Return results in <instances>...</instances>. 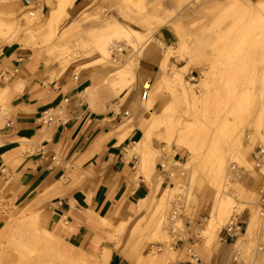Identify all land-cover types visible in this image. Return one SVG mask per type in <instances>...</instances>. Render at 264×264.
Here are the masks:
<instances>
[{
	"label": "rangeland",
	"instance_id": "rangeland-1",
	"mask_svg": "<svg viewBox=\"0 0 264 264\" xmlns=\"http://www.w3.org/2000/svg\"><path fill=\"white\" fill-rule=\"evenodd\" d=\"M35 1L37 6L35 10L40 11L42 23L32 27L24 21L21 23L19 33L28 45L44 54L68 48L72 53L79 54L80 58L95 60L99 55H89L91 47H83L77 41L78 38L89 40L92 33L98 32L109 21H118L125 26L138 29L135 20L124 18L125 11H128L124 0H93L83 7L68 9V17L59 25L55 34L50 36L44 26L50 8L38 0ZM261 2L264 0H217L216 3L209 0H142L141 5L146 11L160 6L162 18L178 20L181 32L189 39L191 45L189 52L177 54L171 59L167 76L170 78L175 70L185 68L183 70L185 82L199 85L193 89L195 100L192 98L189 84L186 85L190 95L187 105L185 103L176 105L174 101L170 102V98L167 103L162 104L158 101V95L153 98L157 107L156 112L162 115V121L154 129L152 136V145L156 151L155 163L159 164L160 170H162L160 165H164L169 173V183L165 189L174 188L173 196L164 209L163 230L171 235V228L180 226L170 243L148 244L150 247L154 246L156 251L157 247L162 249L159 254H162L164 264L185 260L187 248L191 245H197L194 248L199 252L206 249L204 240L200 239V231L206 228L216 192L211 184L210 174L221 158L229 162L227 181L229 174L232 175L233 167L240 174V177L230 176L232 180L225 187L227 193L238 203L246 205L250 197L258 195L256 200L259 207L264 188V166L260 169L255 168L253 154L258 148L264 150L261 143V134H264V112H261L264 86L262 88L260 81L264 74V52L259 39L264 20L257 19L254 10ZM0 4L12 7L11 13L15 15L9 17L10 21H17L27 12L25 7L28 5L24 0H0ZM85 11H88L94 20L82 29L79 36L65 37L67 28ZM156 23L155 19L150 20V24L155 26ZM163 28L170 29L175 36L173 44L169 46H177L179 38L175 28L172 25H166L161 29ZM161 29L154 33V39L149 43L151 47L156 46L160 51L157 71L165 52V45L156 39ZM147 31V28L141 29L143 33ZM115 44L113 42L111 47ZM228 45H236L234 54L230 58L229 56L220 58L222 50ZM123 55L116 56L118 61L125 59V56L129 55V50L124 51ZM113 70L115 68L110 69V73ZM204 75L209 76V81L202 86L200 82ZM156 87L154 85L151 89L149 100L152 94L156 93ZM0 107H3V101L0 102ZM186 125L191 126V130L185 132L186 142L196 149L194 153L186 149L180 151L175 145V139ZM241 131L243 148L230 153L227 147L229 134ZM168 138H172L171 148H167L166 145ZM177 153H180L182 158L175 162ZM244 155L251 163V168L241 163ZM247 181L250 182L251 188L245 186ZM159 196L160 193L155 196L147 212L127 222L130 226L129 233L120 235L115 232L114 238L119 241L120 247L125 243L128 250L141 240L138 228L146 226L152 219ZM34 211L42 215L35 227L26 229L19 235L13 234L10 238L0 239V264H91L85 256L82 259L79 256L74 263H70L62 252L65 249L75 254L79 252L70 250L63 239H59L53 245L42 242L43 233L49 230L47 217L37 208H34ZM18 212L19 209L2 206L0 199V231L4 226L14 222ZM173 216L177 217L180 224L168 222ZM251 216L252 213L247 210L243 218L238 216V219L244 223L245 219L248 222ZM258 217L255 232L242 248L241 264H264V233L261 231L264 222L260 215ZM227 222L220 227L219 232ZM218 245L217 238L212 248ZM212 248L207 249L208 252H211ZM180 250L182 255H179ZM204 263L211 264L208 261Z\"/></svg>",
	"mask_w": 264,
	"mask_h": 264
},
{
	"label": "crops",
	"instance_id": "crops-1",
	"mask_svg": "<svg viewBox=\"0 0 264 264\" xmlns=\"http://www.w3.org/2000/svg\"><path fill=\"white\" fill-rule=\"evenodd\" d=\"M91 1L76 0L73 7ZM156 39L169 46L175 36L163 28ZM159 58V48L149 45L135 86L117 96L106 84L109 70L86 67L94 59H80L62 70L31 45L16 41L0 46V91L6 90L0 107L1 205L16 210L37 204L34 208L46 214L49 230L63 222L61 239L91 264H102L105 250L110 251L106 264H132L126 244L119 246L115 231L103 220L117 227L129 222L136 218L131 207L152 201L169 183V173L158 163L149 179L138 175L140 157L128 153L144 137L141 126L149 118L145 101L155 85ZM59 108L58 120L43 124L41 115ZM181 158L177 153L174 160ZM245 186L251 188L250 182ZM117 212L122 214L115 219ZM232 245L220 242L200 254L211 264H230ZM152 249L148 245L142 256Z\"/></svg>",
	"mask_w": 264,
	"mask_h": 264
},
{
	"label": "bare ground",
	"instance_id": "bare-ground-1",
	"mask_svg": "<svg viewBox=\"0 0 264 264\" xmlns=\"http://www.w3.org/2000/svg\"><path fill=\"white\" fill-rule=\"evenodd\" d=\"M38 1L48 5L50 8L44 25L47 33H49L50 36L55 34L59 25L68 17V9L72 8L76 2V0H56L54 2L53 0ZM209 1H212L213 3L217 2V0ZM123 3L126 6L125 8L128 10L125 11L124 18L128 20H135L138 24V29L125 26L118 21H109L98 32L92 33L89 36V40L78 38L77 41H79L83 47H91V52L89 55H99V57L95 59L92 64L86 65V67L100 66L105 70L115 68V70L111 71L106 84L117 94V96H120L128 93L135 86L140 61L146 47L149 45L150 41L154 39V33L166 25H172L175 28L179 38L177 46H165V52L156 73L155 85L157 86V91L156 93L152 94V98L150 100H144L149 113V118L145 120L141 126L144 137L141 142L137 143L133 148L128 149L129 156L137 155L140 157L138 175H143L149 179L156 164V151L152 145L153 131L162 121V115L156 112L157 107L154 105L153 98H155V95H158V101L162 104L167 103L169 98L171 100L170 102L174 101L176 105H179L180 103H185L186 105L188 104L190 95L186 89V85L189 83L185 82L184 80L183 70H185V68L175 70L172 77L170 78L167 76V72L169 70L171 59L177 54H186L189 52L191 50V45L189 43V39H187V37H185L181 32L180 23L178 20L161 17L160 12L162 11V7L155 6V8L151 11H146L141 5L142 0H124ZM35 4L36 1L32 0L31 4L25 7L27 12L17 21L9 20V17L11 18L15 15L14 13H11L12 7L7 4H0V43L2 45L11 44L16 41L27 44V42L24 41L19 33V30L21 29V23L25 21L29 26L32 27L39 26L42 23L40 11L35 10L37 8ZM254 15L257 19L262 21L264 20V2H261L255 6ZM152 18L157 22L155 26L150 24V20ZM93 20L94 17L91 16L88 11L81 13L80 16L67 28L65 37H75L76 35L79 36V33L82 31V29L87 27ZM38 28L40 29V27ZM143 28H147L148 31L146 33L141 32V29ZM261 31L262 34L259 36V39L261 41V46L263 45L262 51L264 52V27H262ZM32 35L35 36L34 33ZM113 42L116 44L114 47H111ZM235 47L236 45L226 46L222 50L220 58L223 56H229L230 58V56H232L235 52ZM113 50H117V52H114ZM126 50H129V55L125 56V59L118 61L116 56H124L123 52ZM47 57L49 62L56 63L62 70H65L72 64L77 63L80 59L83 60V58H80L79 54L72 53L68 48L53 50L47 54ZM208 81L209 76L204 75L200 85L205 86ZM260 81L263 88L264 74H262ZM189 86L192 98L195 100V93L193 89L197 88L199 85L189 84ZM144 88L147 89L148 84H145ZM163 90L165 91L164 93ZM5 93L6 90L0 91V102L3 101ZM262 101L264 102V94H262ZM261 112H264V103L261 105ZM171 126L172 124H170V127ZM189 130H191V126L186 125L183 128V131H181L178 137L175 139V145L180 151L182 149H186L188 152L194 153L196 152V149L186 142L185 132ZM242 136V131L229 134L227 147L230 153L243 148L241 145ZM261 136V143L264 145V134H261ZM171 140L172 138H168L166 140L167 148H171ZM241 163H244L251 168V163L247 160L245 155L242 157ZM187 165L188 164L186 163V166ZM228 165L229 162L226 161L225 158H221L218 163H216L215 168L210 174V181L216 192L211 204L206 228L203 231H200V239L204 240V248H206L205 250L208 251L207 249L212 248L214 241L217 238L219 239L218 235L220 227L225 222H227L230 217L238 219V216H240L243 218L245 211L249 210L250 213H252V216L248 219L246 233L231 246L234 254L237 253L236 256H238L239 264H241L240 258L242 248L245 243L250 240L258 224V216L260 215L256 200L258 195H253L250 197V201L247 203V205L238 203L232 196H230L227 193V188H225L232 180V177H230L231 174H229L227 181ZM174 175L175 174L173 173L172 176ZM173 192L174 188H170L169 190L163 189L159 192L160 196L157 199L152 219L146 226L143 225L140 226V229L138 228L141 240L138 241L134 247H129L130 249L128 248L126 253V258L131 261L132 264H164L162 254H159V251H162L160 247H157L158 251H156L154 249L155 247L153 246V249L148 256H142V253L148 244L155 245L161 243H170V241L173 240V235H176L178 231L177 229L180 228V226L176 228L173 226V228H171V235L168 231L163 230L165 223L164 209L167 207L169 200L172 198ZM152 201L151 198L143 200L138 205L131 207L129 212L135 217L142 216L148 211L150 207L149 205H151L150 203ZM36 205L37 204L32 203L21 207L14 219V222L4 226L1 229L0 239L2 240L10 238L13 234L19 235L24 230L35 227L39 218H42L41 214L34 211V207ZM254 206H256V208ZM121 214L120 212H117L115 214V219H117ZM168 222L172 224H180L177 221V217L175 216L171 217ZM229 222L230 221H228L227 224ZM103 224L110 229H113V231L116 233L118 232L120 235L127 234L130 230V226H128L129 223H123L117 227L114 225V223L109 222L108 220H103ZM63 228L64 223L62 222L56 225L52 230H45L43 233L44 235L41 237L42 242H45L49 245L55 244L56 241L61 239L60 236ZM261 231L264 233V227L261 228ZM220 242L221 241L219 240V243ZM168 247H170V245H168ZM68 248L70 250L79 252V254H75L73 252H69L67 249L62 252L63 256L67 258L70 263H74L79 258V256L81 259L83 256H85V254L80 250L69 246ZM170 250H172L171 247ZM195 253L203 262H207L206 258L202 256L197 249H195ZM109 258L110 251L105 250L101 257L102 264H106Z\"/></svg>",
	"mask_w": 264,
	"mask_h": 264
},
{
	"label": "built area",
	"instance_id": "built-area-1",
	"mask_svg": "<svg viewBox=\"0 0 264 264\" xmlns=\"http://www.w3.org/2000/svg\"><path fill=\"white\" fill-rule=\"evenodd\" d=\"M25 4L28 6L31 4L32 0H24ZM114 52H117V50H113ZM117 59V58H116ZM148 90L145 89L142 94V99L146 100L148 97ZM62 109L54 110H48L45 111L41 115V120L43 124H50L54 123L58 120V117L61 115ZM11 124L8 123L7 127H10ZM253 162L255 164L256 169H260L264 166V150L261 148H258L257 151L253 154ZM161 169L164 170L165 166L160 165ZM240 177V174L236 172V168H232V177ZM262 197L259 203V214L264 222V190L262 192ZM247 227H245V224L241 222L239 219L232 218L226 226L221 229L219 232V240L223 243H235L241 236H243L246 233ZM195 245H191L189 248H187V260L185 264H205L195 253ZM160 252V251H159ZM237 253H235L230 261V264H239L238 256H236Z\"/></svg>",
	"mask_w": 264,
	"mask_h": 264
}]
</instances>
